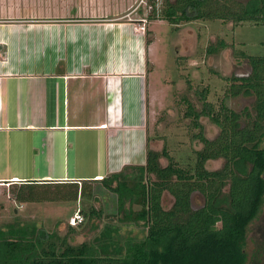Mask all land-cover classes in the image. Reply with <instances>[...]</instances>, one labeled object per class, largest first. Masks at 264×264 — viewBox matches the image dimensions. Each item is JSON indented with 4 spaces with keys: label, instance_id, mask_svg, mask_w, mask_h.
I'll return each instance as SVG.
<instances>
[{
    "label": "trees",
    "instance_id": "1",
    "mask_svg": "<svg viewBox=\"0 0 264 264\" xmlns=\"http://www.w3.org/2000/svg\"><path fill=\"white\" fill-rule=\"evenodd\" d=\"M160 1L163 8L159 12V0L148 1L152 10L148 19L174 26L198 20L264 26V0H247L245 4L236 0ZM224 45L219 41L216 47ZM216 47H207V53H214ZM245 57L251 74L240 79L239 85L233 83L228 95L251 92L255 114L247 110L238 114L224 104L215 110L204 102L200 113L188 106L187 116L195 128H200L198 118L205 116L220 131L214 140L201 132L194 136L202 148L194 152L192 169L181 168L165 149L147 148L144 165L125 166L100 180L80 185L53 181L10 185L18 189L17 194L12 192L16 202L40 203L89 198L92 185L98 184L114 195L120 216L114 222L109 220L91 241L79 245L42 229L18 224H9L6 230L1 227L0 264H248L247 232L264 205V56ZM241 116L246 121L243 126ZM162 157L166 166L160 164ZM219 159L224 161L221 169L205 168L207 161ZM36 185L44 187L36 196L22 194L23 188ZM226 187L227 193H223ZM165 192L173 199L168 209L162 205ZM193 193L203 197L198 209L191 207ZM134 204L140 206L138 211L132 210ZM84 215L87 219L102 216L94 209ZM140 224L145 229L140 237L121 232L124 225ZM68 230L73 233L75 229L70 226Z\"/></svg>",
    "mask_w": 264,
    "mask_h": 264
},
{
    "label": "crops",
    "instance_id": "2",
    "mask_svg": "<svg viewBox=\"0 0 264 264\" xmlns=\"http://www.w3.org/2000/svg\"><path fill=\"white\" fill-rule=\"evenodd\" d=\"M92 11L6 20L10 36L0 58L2 190L34 181L80 185L145 164L154 99L152 42L126 15ZM36 53H44L43 60ZM27 164L34 166L22 170Z\"/></svg>",
    "mask_w": 264,
    "mask_h": 264
},
{
    "label": "rangeland",
    "instance_id": "3",
    "mask_svg": "<svg viewBox=\"0 0 264 264\" xmlns=\"http://www.w3.org/2000/svg\"><path fill=\"white\" fill-rule=\"evenodd\" d=\"M148 1L150 0H0V58L6 54L4 40L10 36L7 25L11 23L6 20L10 18H45L57 13L69 16L80 13L85 16L92 14L94 9L95 13L106 16L126 15L124 18H129L128 22L135 29L139 23L138 18L152 14ZM236 1L245 4L247 0ZM162 8L163 4L159 0L158 12ZM145 28L147 40L152 42L148 69L150 96L154 97L151 98L153 105L149 106L148 148L159 152L165 149L181 168L192 169L195 164L194 152L201 148V144L194 138L199 129L185 115L187 106L191 105L199 111L203 102L207 101L215 110L224 104L237 113L244 109L253 113L254 96L244 94L231 98L228 96L230 83L225 79L243 76L249 72L246 61L238 59L237 53L264 56V26L244 24L234 27L221 20H198L174 26L164 20L148 19ZM217 38H223L230 45L229 48L214 55H205V47L215 43ZM103 40L106 43L112 42L107 36H103ZM36 54L43 60L44 53ZM100 57L102 60L106 57L104 50ZM202 95H205V100ZM199 122L206 138L213 139L218 135V127L207 117L202 116ZM160 160L161 165H167L165 159ZM22 166V170H25L26 167L31 169L34 165ZM35 166L40 165L36 163ZM223 166V160L208 161L205 164L209 171L219 170ZM89 167L95 168V164ZM92 187V196L89 198L79 196L77 200L20 204L12 197V192L17 194V188H0V229L2 227L6 230L7 225L18 224L48 233L54 232L60 238L66 237L71 245L89 242L109 220L114 222L120 216L116 213L114 195L101 185L93 184ZM43 189L44 187L38 185L31 189L23 188L22 194L31 192L34 197ZM227 189L228 187L223 193H227ZM162 200L165 209L171 207L173 199L167 192ZM203 202L200 194H192V209H198ZM139 208L135 204L132 206L133 211H138ZM90 209L100 211L102 216L99 219H87L84 213H88ZM80 211L84 222L73 227V233L69 232V219ZM144 231L141 224L124 225L121 229L122 234L129 233L137 237ZM245 251L251 258L248 264H264V205L259 216L249 226Z\"/></svg>",
    "mask_w": 264,
    "mask_h": 264
},
{
    "label": "flooded vegetation",
    "instance_id": "4",
    "mask_svg": "<svg viewBox=\"0 0 264 264\" xmlns=\"http://www.w3.org/2000/svg\"><path fill=\"white\" fill-rule=\"evenodd\" d=\"M147 19H148V14H147ZM229 23H231L234 27H237V26H241V25H244V24H251V25H256V26H263V25H259V24H255V23H240V24H235V23H233V22H229ZM219 41H223L224 43H225V45L222 47V48H220V47H216V45H217V43L219 42ZM232 44V43H231ZM215 46L216 48H217V50L214 52V53H211V54H209V53H207V51H206V49H207V47H209V46ZM229 44L223 39V38H217L216 39V42L215 43H210V44H208L206 47H205V55H207V56H210V55H214V54H217V53H219L220 51H222V50H225V49H227V48H229ZM231 48H233V47H231ZM237 54H239L238 56H237V58L238 59H243V60H245L246 61V63H247V66L249 67V72L247 73V74H245V75H243V76H234V77H231V78H229V79H225V80H227L230 84H229V87H228V91L230 90V86L233 84V83H235L236 85L238 84L239 85V83H240V79H246V78H248L249 76H250V74H251V66H250V64H249V60H248V58L247 57H245V56H250V55H248V54H246V53H237ZM243 54V55H242ZM252 57H261V56H252ZM232 79H237L238 81H232L231 82V80ZM244 94H251L252 96H254L251 92H249V93H244V92H241V93H239L237 96H230L231 98H236V97H238V96H240V95H244ZM203 96V95H202ZM229 96V95H228ZM225 98H228L227 96L225 97ZM205 100V99H204ZM205 103H207L208 104V102L207 101H204ZM204 102H203V104H204ZM254 103H255V96H254ZM210 104V103H209ZM188 106H190L196 113L198 112V113H200L201 111H202V109L201 110H199V111H197V109H194L193 108V106H191V105H188ZM188 106H187V108H188ZM203 108V107H202ZM229 109V108H228ZM188 110L189 109H187V112H188ZM231 110V109H230ZM245 110H247L252 116H254V114H255V112H254V104H253V113H251L248 109H244L243 111H245ZM233 111V110H232ZM243 111H241V112H238V114H241ZM187 112L185 113V115H186V117L187 118H190V117H188L187 116ZM235 112V111H234ZM237 113V112H236ZM202 116H200L199 118H198V124L200 125V128H199V132H201V134H202V136H204L203 135V133H202V131H201V129H202V126H201V124H200V118H201ZM203 117H205V116H203ZM242 117V116H241ZM208 118V117H207ZM209 119V118H208ZM245 118L244 117H242V119L240 120V122H241V124H242V126L243 125H245V123H246V121L244 120ZM190 120H191V118H190ZM192 122V121H191ZM192 124H193V122H192ZM194 125V124H193ZM215 125V124H214ZM216 126V125H215ZM217 127V126H216ZM219 129V128H218ZM220 132V131H219ZM219 134V133H218ZM218 136V135H217ZM216 136V137H217ZM205 137V136H204ZM215 137V138H216ZM206 138V137H205ZM215 138H213V139H209V138H206V139H208V140H214ZM197 140V139H196ZM199 142V141H198ZM200 144H201V148H202V143L201 142H199ZM200 148V149H201ZM199 149V150H200ZM157 151V150H156ZM161 152V151H160ZM161 159H165V158H161ZM220 160V159H219ZM161 161V160H160ZM212 161H215V160H212ZM208 162V161H207Z\"/></svg>",
    "mask_w": 264,
    "mask_h": 264
},
{
    "label": "built area",
    "instance_id": "5",
    "mask_svg": "<svg viewBox=\"0 0 264 264\" xmlns=\"http://www.w3.org/2000/svg\"><path fill=\"white\" fill-rule=\"evenodd\" d=\"M138 22L139 23L135 27V30L138 31V32H142L143 34H145V32H146V28H145L146 27V23L148 22L147 16H145L143 18L142 17L139 18ZM83 222H84L83 216L81 215L80 212H77V213L74 214L73 217H71L69 219L68 224L71 227H75V226H78V225L82 224Z\"/></svg>",
    "mask_w": 264,
    "mask_h": 264
}]
</instances>
